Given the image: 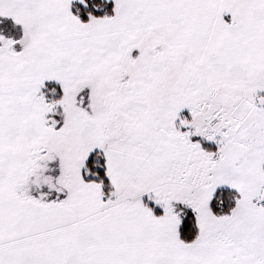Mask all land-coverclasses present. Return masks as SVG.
I'll list each match as a JSON object with an SVG mask.
<instances>
[{
  "label": "rangeland",
  "instance_id": "obj_1",
  "mask_svg": "<svg viewBox=\"0 0 264 264\" xmlns=\"http://www.w3.org/2000/svg\"><path fill=\"white\" fill-rule=\"evenodd\" d=\"M113 1L118 15L130 11L125 4L131 0ZM73 2L81 0H0V168L10 163L12 173L21 172L16 186L19 198L41 205L62 199L66 192L59 181L60 148L77 154L82 148L100 150L104 157L107 155L111 168L119 166L120 154L128 160L140 157L144 158L141 161L158 164L162 163L163 154H170L174 178L192 189L195 182L197 189L201 183V199L211 193L208 177L212 173L219 175L214 181L216 186H226L230 178L225 175L227 172L254 176L256 160L264 158V98L257 95L264 93V75L257 73L255 68L260 69L259 66L248 65L253 68L248 84L239 82L235 88L229 87L225 74L213 69L209 74L207 57L192 62L185 45L172 43L151 28L146 30L144 25L150 18L159 15L155 7L153 15L146 17V12L145 18H135V26L126 27L124 38L137 37L131 45H124L122 59L109 69L80 77L71 75L70 69L65 71L57 61V66L42 65V51H48L38 43L43 25H56L60 35L64 28L82 32L112 21L92 17L81 21L70 10ZM139 3L141 0H134L131 6L140 11L143 8ZM226 11L221 4L216 11L210 9L208 16L203 11L208 25L219 34L205 39L206 50L218 41L223 46L242 43L243 38H239L241 42L233 34L243 33L251 45L249 55H264V14L256 17L244 13L226 20ZM142 27L145 30H140ZM130 28L133 30L126 32ZM226 35L230 37L225 38ZM57 50L53 49L56 56ZM79 61L83 63L85 58ZM47 78H54L60 86L59 98L55 99L54 91L50 92L52 99L42 92ZM182 109L188 113H181ZM82 137H90L84 147L78 144ZM195 138L216 150L202 146ZM258 169L263 176L255 186L249 187L244 178H236L232 188L240 206L233 217L244 205L249 210L263 207L260 198L264 173L261 165ZM126 192L129 191H123ZM172 195L179 197L178 193ZM146 196L148 201H156L149 194ZM152 204L159 206L158 202ZM193 204L182 206L195 214L196 222L201 220L204 240L211 230L220 233L232 227L234 218L214 216L206 201L190 207ZM249 221L250 225L262 223L258 216H251Z\"/></svg>",
  "mask_w": 264,
  "mask_h": 264
},
{
  "label": "crops",
  "instance_id": "obj_2",
  "mask_svg": "<svg viewBox=\"0 0 264 264\" xmlns=\"http://www.w3.org/2000/svg\"><path fill=\"white\" fill-rule=\"evenodd\" d=\"M145 1L141 0L138 4L143 8L140 11L131 6L134 0L126 2L130 11H124L122 15H118L116 7L111 23L99 27L95 25L88 31L74 32L70 27L65 29L62 24L64 29L57 35L56 25H43L42 38L38 43L48 51H42L45 60L41 64L57 66V61L65 71L70 69L71 75L80 77H88L93 72L101 73L116 65L122 59L124 45H131L137 37L124 38L126 27L135 26V18H145L146 12V17L153 15L155 7L159 15L150 18L144 25L146 30L151 28L172 43L185 45L192 62H201L207 57L209 74H212L211 69L222 76L225 74L228 85H231L229 87L239 82L248 84L247 79L253 70L248 65L256 64L260 67L255 68L257 73L264 75V55H249L251 45L249 39L245 41L243 33L231 36L243 38V42L239 39L242 43L223 46L220 41H215L216 46L206 50V40L219 34L208 25V19L203 15L204 11L208 16L210 9L216 11L221 4L227 10L225 19L231 16L237 19L244 13L258 17L264 14V0H162L161 3L147 0L144 8ZM190 15L192 18H189ZM129 30L133 29L126 32ZM229 37L226 35L225 38ZM53 49H58V56L54 55ZM56 57L61 59L55 60ZM82 57L85 58L83 63L79 61ZM45 80L54 81V78ZM257 95L264 98V93ZM181 111L188 112L186 109ZM89 138L82 137L78 144L84 147L85 143H90ZM60 149L62 168L59 181L66 194L61 200L46 205L19 198L16 186L21 172L12 173L10 163L0 168L3 170H0V264H264L263 207L249 210L244 205L233 217L240 206L235 204L226 218L237 220L235 216L238 214V220L232 219L233 224L229 221L232 227L220 233L211 230L205 240L201 234V220H198V235L190 243L179 239V220L173 210L177 202L182 205L194 202L190 207L199 206L201 201L209 204L218 187L233 189L236 178H244L249 187L261 183L263 175L258 166L262 168L264 158L256 160L254 176L225 173L230 177L226 186L214 185L219 175L212 173L208 177L211 193L201 199V183L198 182L197 189L195 182L192 189L182 184L181 179L174 178L170 154L162 155L161 164L141 161L144 158L140 157L128 160L125 154H120L119 166L113 165L112 168L106 155L107 176L112 186L108 194H104L98 182L82 178L83 165L91 150L86 148V152L82 148L77 154ZM124 190L129 192L123 193ZM172 193H178L180 198ZM146 194L159 206L148 201ZM254 198L251 197L252 200ZM154 208L158 211L155 212ZM251 216L260 217L262 223L250 225Z\"/></svg>",
  "mask_w": 264,
  "mask_h": 264
},
{
  "label": "trees",
  "instance_id": "obj_3",
  "mask_svg": "<svg viewBox=\"0 0 264 264\" xmlns=\"http://www.w3.org/2000/svg\"><path fill=\"white\" fill-rule=\"evenodd\" d=\"M70 10L81 21H87L90 17L110 19L115 14V3L113 0H81V2L71 3ZM52 91L55 93V99L61 96L60 86L54 81L48 80L44 83L42 92L47 99H52L50 96V92ZM195 140L200 142L204 147H211V150H216L214 146L207 144L199 138H195ZM262 169L264 171V160ZM82 178L85 181L98 182L102 186L104 194H108L110 191L111 185L106 175L105 157L100 150H95L87 156L83 165ZM237 198L238 194L235 190L224 187L217 188L209 201L208 208L214 216L227 215L234 208ZM261 204L264 208V202H261ZM149 205L153 206L151 203ZM154 210L155 212L158 211L157 208H154ZM173 210L179 220V239L184 243L194 241L198 235L195 214L191 210L185 209L179 203L173 205Z\"/></svg>",
  "mask_w": 264,
  "mask_h": 264
},
{
  "label": "water",
  "instance_id": "obj_4",
  "mask_svg": "<svg viewBox=\"0 0 264 264\" xmlns=\"http://www.w3.org/2000/svg\"><path fill=\"white\" fill-rule=\"evenodd\" d=\"M261 200L264 201V189L261 192Z\"/></svg>",
  "mask_w": 264,
  "mask_h": 264
}]
</instances>
